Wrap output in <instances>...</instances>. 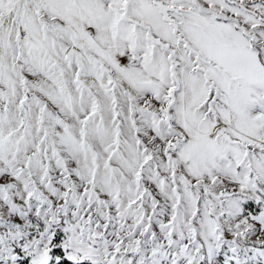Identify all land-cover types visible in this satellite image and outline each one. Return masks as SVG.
Instances as JSON below:
<instances>
[{
    "label": "snow or ice",
    "instance_id": "snow-or-ice-1",
    "mask_svg": "<svg viewBox=\"0 0 264 264\" xmlns=\"http://www.w3.org/2000/svg\"><path fill=\"white\" fill-rule=\"evenodd\" d=\"M0 264H264V0H0Z\"/></svg>",
    "mask_w": 264,
    "mask_h": 264
}]
</instances>
